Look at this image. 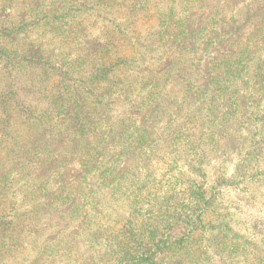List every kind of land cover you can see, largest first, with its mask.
Wrapping results in <instances>:
<instances>
[{"label": "rangeland", "instance_id": "1", "mask_svg": "<svg viewBox=\"0 0 264 264\" xmlns=\"http://www.w3.org/2000/svg\"><path fill=\"white\" fill-rule=\"evenodd\" d=\"M202 1L204 4L198 0H169L166 9L160 8L161 18L165 15L169 19L151 17L144 28L153 33L150 47L165 51L163 62L180 60L179 68L162 70L165 78L171 74L179 78L178 72L180 78L188 81L190 77L201 85L221 82L227 88L223 94L221 89L213 90L217 85H212L209 91L213 100L218 99V106L210 103L205 110L191 113L188 123L190 114L184 119L164 120L163 131L149 138L141 151L133 154L121 153L125 136L120 135L109 161L112 180L109 192L102 190L93 196L76 194L69 201L70 209L65 206V199L45 200L54 192V187L49 185L45 189L48 196L43 199L49 203L46 209L51 211L46 215H51L49 224L38 235L35 234L38 229L30 225V217L22 215L15 217L12 231L3 233L0 229V264H172L180 263L177 258L181 253V260L190 264H264V71H260L261 78L251 83H262L256 88L238 79L235 95L239 98H230L233 78L217 76L224 70L219 61L232 50L230 24L238 15H226L225 24L216 27L210 16L221 0ZM1 6L0 20L3 14L10 13ZM168 6L172 8L171 13ZM81 15L79 10L59 11L50 25L56 37L57 54L66 56L70 52L75 69L65 65L62 68L65 73L58 74L60 70L54 62L44 68L17 64L9 70L8 78L15 79V89L20 91L18 96L26 103L39 96L48 97V88L52 90L61 78L65 87L73 89V83H90L89 88L93 89L94 79H91L100 78L108 68L104 61L109 53L108 28L103 27L102 34L101 29L96 31L100 38L97 44L85 48L88 51L75 41L70 45L66 32H61L60 21L69 19L72 23ZM66 27L69 30V25ZM30 29L33 30L29 33L35 34L36 28ZM212 30L218 33L210 43L199 41L200 36L202 39ZM196 48L208 50V54L197 55L194 63ZM203 63L205 73L200 76ZM116 78L128 77L116 73ZM32 79L36 87L31 86ZM244 95L251 96L259 106L255 120L259 126L253 139L231 117V114L238 115L242 121L249 118L250 110L239 106L240 96ZM125 116L136 127L142 120L136 111L120 112L118 118ZM97 124L94 132L98 134ZM157 136L164 137L165 141L151 145ZM143 138L131 135L129 143L140 144ZM2 149L1 154H5ZM74 177L78 178V173ZM3 185L0 183V190ZM22 198L27 202L30 196ZM22 207L32 211L34 205ZM60 210L66 219L58 227L52 218ZM86 214L90 219L82 221ZM84 222L88 228L77 232ZM203 225L206 233L200 229ZM16 248L22 249L20 261ZM44 255L50 261L36 260V256Z\"/></svg>", "mask_w": 264, "mask_h": 264}, {"label": "trees", "instance_id": "2", "mask_svg": "<svg viewBox=\"0 0 264 264\" xmlns=\"http://www.w3.org/2000/svg\"><path fill=\"white\" fill-rule=\"evenodd\" d=\"M198 1L204 4L202 0ZM0 4L3 10H10L0 20V147L6 151L5 154L0 151V160L5 162H0V183L4 184L0 190V229L3 233L12 231L16 225L15 217L22 215L30 217L31 227L38 229L35 234L39 235L45 229L51 219V215L46 216L51 212L46 209L49 203L43 201L48 196L45 189L49 185L54 187V192L45 200L65 199L68 208L69 201H73L76 194L93 196L102 190L109 192L112 183L109 161L115 154L114 146L120 135L125 136L122 154L141 151L149 138L163 131L161 122L164 120L184 119L190 114L188 123L191 113L194 115L205 110L210 103L218 106V99L209 96L212 85H217L213 90L221 89L222 94L227 90L220 85L221 82L201 85L190 77L188 81L180 78L178 72L179 78L176 74L165 78L162 70L179 68L177 63L180 60L163 62L165 51L150 47L153 33L144 27L151 17L162 21L169 19L165 15L161 18L160 11V8L166 9L169 0H0ZM171 9L168 6L169 13ZM74 10L82 13L81 18L72 23L69 19L63 23L60 21L61 32H66L70 45L75 41L85 49L100 38L97 30L101 29L102 34L103 27L108 28L109 53L104 58L108 68L100 78L91 79H94L93 89L89 88L90 83H73V89L65 87L64 78H61L62 81L52 90L48 88V97L39 96L26 103L18 96L20 91L15 89V79L8 78L9 70L17 64L44 68L54 62L59 66L56 67L60 70L58 74L65 73L62 70L65 65L70 70L75 69L70 52L66 56L57 54L55 33L50 28L59 11ZM228 14L238 16L230 24L232 50L219 61L221 70H224L217 78H233L230 98L238 99L235 95L238 79L248 87L256 88L262 84L251 85L264 71V0H221V5L209 16L215 21L212 24L218 27L225 24ZM67 25L69 30L65 28ZM30 27L36 28L35 34L29 33L33 30ZM217 33L209 31L202 39L200 36L199 41L210 43ZM199 54L205 57L208 50L196 48L194 63ZM197 71L196 67L195 75ZM116 73L128 78H116ZM204 73L203 63L200 76ZM31 86L36 87L34 79ZM240 99L239 106L243 110L249 109L250 116L245 121L239 120L238 115L231 114V117L237 125L241 123L239 127L253 139L259 126L255 122L259 106L251 96H240ZM125 110L142 115L138 127L126 116L118 118L120 112L127 113ZM97 122L98 134L94 132ZM131 135L144 136L143 141L129 143ZM155 141L151 145L165 141V138L157 136ZM75 173H78L76 179ZM23 195L30 196L27 202ZM29 204L34 205L32 211L22 207ZM64 215L60 210L52 218L56 226L65 222ZM88 219L90 217L86 214L82 221ZM87 225L84 222L77 232L87 229ZM200 229L204 233L207 231L204 225ZM16 249L19 260L22 249ZM181 255L177 258L180 263L172 264H190L182 261ZM36 260L50 261L45 255L36 256Z\"/></svg>", "mask_w": 264, "mask_h": 264}]
</instances>
